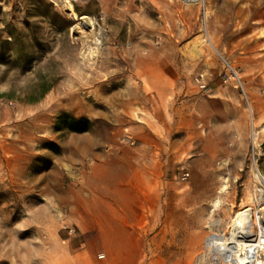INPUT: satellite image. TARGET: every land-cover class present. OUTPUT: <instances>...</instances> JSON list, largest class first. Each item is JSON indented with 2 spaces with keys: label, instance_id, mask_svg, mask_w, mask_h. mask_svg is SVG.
Instances as JSON below:
<instances>
[{
  "label": "rangeland",
  "instance_id": "1",
  "mask_svg": "<svg viewBox=\"0 0 264 264\" xmlns=\"http://www.w3.org/2000/svg\"><path fill=\"white\" fill-rule=\"evenodd\" d=\"M83 15L104 45L73 31ZM228 66L245 96L224 82ZM161 73L164 99L145 79ZM146 110L169 157L190 112L194 139L208 140L201 159L176 162L190 174L176 194L188 222L161 246L170 264H210L215 232L264 207V0H0L2 264H41L78 241L72 211L87 206L89 166L135 147Z\"/></svg>",
  "mask_w": 264,
  "mask_h": 264
},
{
  "label": "crops",
  "instance_id": "2",
  "mask_svg": "<svg viewBox=\"0 0 264 264\" xmlns=\"http://www.w3.org/2000/svg\"><path fill=\"white\" fill-rule=\"evenodd\" d=\"M145 79L163 86L160 98L168 95L164 73ZM188 116L177 126L185 142L171 157L168 148L158 149L157 125L146 110L132 129L135 147L121 146L116 153L94 159L88 168V186L79 191L86 195L87 206L72 211L71 225L78 241L56 249L41 264H170L161 240L169 243L168 235L173 239L176 228L186 226L183 211L189 207L176 202L185 184L178 180L181 174L177 176L175 165L187 155L201 159L208 141L199 135L196 142V133L191 131L197 121L191 112Z\"/></svg>",
  "mask_w": 264,
  "mask_h": 264
},
{
  "label": "bare ground",
  "instance_id": "3",
  "mask_svg": "<svg viewBox=\"0 0 264 264\" xmlns=\"http://www.w3.org/2000/svg\"><path fill=\"white\" fill-rule=\"evenodd\" d=\"M67 9L72 11V6L68 4ZM77 30L93 34L97 39L94 41L96 45H104L105 37L102 33H93L94 21L90 17H77V25L73 31ZM226 225L215 232L210 264H264V207L257 213L248 207L239 209L229 222L228 228Z\"/></svg>",
  "mask_w": 264,
  "mask_h": 264
},
{
  "label": "built area",
  "instance_id": "4",
  "mask_svg": "<svg viewBox=\"0 0 264 264\" xmlns=\"http://www.w3.org/2000/svg\"><path fill=\"white\" fill-rule=\"evenodd\" d=\"M179 1L183 4L199 3L200 2V0H179ZM229 81L234 84L235 88H241L242 89V87L240 86V82H239L237 72L230 66H228V68H227V74H226L224 82L227 83ZM195 82L201 91L206 90V85L204 84L203 75H200L199 77H197L195 79ZM242 92H243V89H242ZM243 95L245 96L244 92H243ZM127 140H130V139L127 137ZM188 177H189V174L185 173L182 175L181 179L186 180ZM70 233H73V231L71 230Z\"/></svg>",
  "mask_w": 264,
  "mask_h": 264
}]
</instances>
